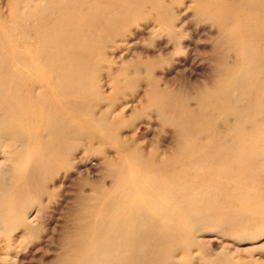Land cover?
<instances>
[{
  "label": "rangeland",
  "instance_id": "1",
  "mask_svg": "<svg viewBox=\"0 0 264 264\" xmlns=\"http://www.w3.org/2000/svg\"><path fill=\"white\" fill-rule=\"evenodd\" d=\"M48 15L76 24L54 55L80 75L68 83L79 90L26 117L31 142L48 150L40 205L22 225L0 226V264H74L96 199L118 186L137 212L154 214L162 199L167 215L194 219L170 229L169 248L154 225L128 231H151L147 245L163 253L155 264H264V0H0V63L9 45L15 57L35 55ZM2 162L1 199L16 185Z\"/></svg>",
  "mask_w": 264,
  "mask_h": 264
},
{
  "label": "bare ground",
  "instance_id": "2",
  "mask_svg": "<svg viewBox=\"0 0 264 264\" xmlns=\"http://www.w3.org/2000/svg\"><path fill=\"white\" fill-rule=\"evenodd\" d=\"M45 19L44 23L46 25H42L39 29V32H41L43 36L40 40H37L40 49L35 51V55L29 53L30 55H25V58L15 57L13 54L11 55V50H8L11 47L9 45L7 49L8 54L0 63V156L3 158L4 162L8 161L11 164L12 172L14 175L16 174V185L12 188L11 194L5 196L3 199L0 198V226L3 231L12 226L22 225L21 213L24 211L26 213L28 208L34 205H40V198L34 193V186L37 182L36 179L42 175V169L44 167L46 168L47 164L42 160V157L44 156L43 151L48 150L46 148V143H44L45 149L39 150V148L34 145L36 142H31V137H29V135L34 133L33 131L35 129L33 128L32 122L27 120L26 117L31 115L35 116L39 109V105L50 103V106H54L56 93H64L70 89L75 90L79 85V82L77 83L78 85L76 83L74 85L73 83L70 85L68 84L75 75V79L78 81L80 75L70 71L66 67L64 59H57L54 55L55 51L63 48L61 37H63L62 34L64 30L76 24L65 22V20L58 24L51 21L49 15ZM41 65L47 70L48 81L46 79L39 81L34 77V71L37 70L36 68H38V66L41 67ZM77 90H79V88ZM67 102L68 101L65 103ZM55 122L56 121H54V123ZM60 129L59 123L55 124V132L60 131ZM70 129L72 130V128ZM58 150L61 152L62 147L59 146ZM55 151L57 150L55 149ZM5 163H0V168L4 166L3 164ZM140 175L141 173L137 171L133 173L134 180H137L134 182H138L139 184L142 182L143 184L144 178ZM13 180L14 178H12V181ZM121 188L120 186L116 187V195L112 198L101 199L98 197V199H96L97 203L94 206L96 211L95 221L90 227L83 228L85 233L82 232L81 234L84 233V235H79V238H76L74 242L75 250L69 254L72 263L155 264L158 259L163 257V253L161 249L147 245V238L151 236V231H144V234L141 236H135L134 234L130 236L128 231L138 230L141 224L146 225L147 223L149 225H154L157 229V238L160 237L159 240L169 248L172 246L174 240L173 234L170 232L171 228L173 229V227L178 224L182 225V223L187 220L188 224L190 223L193 225L194 219L190 218V216L187 217V214L184 212L174 215L175 218L167 215L163 208L162 199L157 200L160 204H156L153 207L150 206L152 207V212H155L154 214L149 215L148 213H141V210L137 212L139 209L136 201L134 202L133 200L134 196L132 195L134 194L131 190L125 192L124 196L130 200H122L120 199V193H122ZM136 193L138 195L139 191L137 190ZM123 204H128L129 206L122 208ZM119 208L123 211L116 213L115 211H119ZM37 212L40 213L41 209L39 208ZM111 214L116 215L114 221L110 218ZM182 217H184V219ZM186 224L187 223H185V226ZM128 227H130V229H127ZM227 262H218V264H228Z\"/></svg>",
  "mask_w": 264,
  "mask_h": 264
}]
</instances>
